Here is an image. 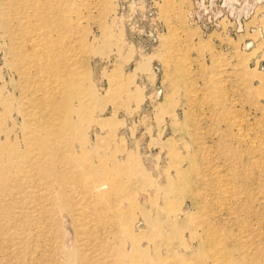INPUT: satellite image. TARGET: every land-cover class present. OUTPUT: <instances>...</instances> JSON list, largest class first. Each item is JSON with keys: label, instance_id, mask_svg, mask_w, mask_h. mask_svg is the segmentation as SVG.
I'll list each match as a JSON object with an SVG mask.
<instances>
[{"label": "rangeland", "instance_id": "obj_1", "mask_svg": "<svg viewBox=\"0 0 264 264\" xmlns=\"http://www.w3.org/2000/svg\"><path fill=\"white\" fill-rule=\"evenodd\" d=\"M0 170V264H264V0H0Z\"/></svg>", "mask_w": 264, "mask_h": 264}, {"label": "bare ground", "instance_id": "obj_2", "mask_svg": "<svg viewBox=\"0 0 264 264\" xmlns=\"http://www.w3.org/2000/svg\"><path fill=\"white\" fill-rule=\"evenodd\" d=\"M50 103V102H49ZM40 104V103H39ZM42 105V104H41ZM40 105V106H41ZM46 105V104H45ZM46 107V106H45ZM52 118V117H51ZM66 132V131H65ZM68 133V132H67ZM56 134V133H55ZM59 134V133H58ZM60 136V135H59ZM61 137H62V135L59 137L60 139H61ZM70 138V137H69ZM63 139V138H62ZM61 139V140H62ZM65 141H66V139H65ZM67 142V141H66ZM41 147H43V146H41ZM26 152V151H25ZM29 152V151H28ZM28 155H30V154H28ZM27 154H23L22 156L21 155H18L17 153H15V152H11V157L13 158V160L14 161H16V162H20L22 159H25L24 158V156H28ZM11 158V159H12ZM45 158V157H44ZM27 159V158H26ZM40 171L41 172H44V169L43 168H40ZM68 175V174H67ZM0 176H3L4 177V179L6 178L5 177V174L3 173V171L2 170H0ZM2 191H3V194H1V195H7L8 193H9V191H8V189L5 187H3L2 188ZM5 216H6V218H7V220H8V217H7V214H4ZM7 230V228H3L2 229V231H6ZM53 234V233H52ZM56 235V234H55Z\"/></svg>", "mask_w": 264, "mask_h": 264}]
</instances>
